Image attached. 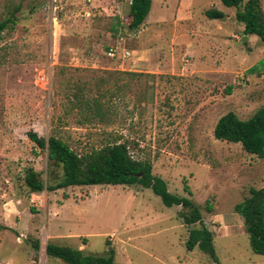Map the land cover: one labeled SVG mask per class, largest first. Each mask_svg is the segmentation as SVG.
<instances>
[{"label": "rangeland", "instance_id": "rangeland-1", "mask_svg": "<svg viewBox=\"0 0 264 264\" xmlns=\"http://www.w3.org/2000/svg\"><path fill=\"white\" fill-rule=\"evenodd\" d=\"M129 2L0 0V21L20 7L0 35V259L65 264L46 255L52 243L92 255L113 249L115 264H217L185 246L200 225L184 224L180 206L140 185L30 194L24 169L44 180L47 171L32 131L77 153L126 143L170 193L200 208L220 264H264L234 211L264 187V158L213 134L221 116L245 120L264 106L263 42L243 39L235 9L220 0H152L136 30ZM211 9L225 16L208 19ZM74 94L101 102V113Z\"/></svg>", "mask_w": 264, "mask_h": 264}, {"label": "trees", "instance_id": "trees-1", "mask_svg": "<svg viewBox=\"0 0 264 264\" xmlns=\"http://www.w3.org/2000/svg\"><path fill=\"white\" fill-rule=\"evenodd\" d=\"M226 8H234V18L244 26L243 39L254 35L264 44V10L263 0H220ZM152 0H130L128 28L138 29L147 18ZM0 21V35L16 24L14 12ZM208 19H222V11L211 9L205 12ZM78 106L100 114L102 103L90 100L83 95L74 94ZM214 137L220 141L240 144L242 149L258 158H264V106L260 107L248 119L242 120L232 112L219 118L214 128ZM28 139L40 151L47 153V171L45 180L40 173L29 167L24 169L23 181L30 194L43 191L54 192L60 189L77 186H133L140 185L150 189L158 196L166 207L180 206L178 213L186 225L199 224L200 227L190 231L186 241L187 250L197 247L217 263L212 233L204 226L200 208L187 197L170 193L163 179L155 177L151 172V163L134 159L126 143L112 142L102 148L77 153L60 137L50 135L46 140L30 131ZM187 190V187H185ZM189 193V192H188ZM250 196L234 207L235 213L243 219V226L248 235L250 249L257 255L264 256V187L251 188ZM211 211V207H208ZM35 250L38 244L32 245ZM46 255L65 264H115L114 250H107L106 255L84 254L83 251L67 246L48 243Z\"/></svg>", "mask_w": 264, "mask_h": 264}, {"label": "built area", "instance_id": "built-area-1", "mask_svg": "<svg viewBox=\"0 0 264 264\" xmlns=\"http://www.w3.org/2000/svg\"><path fill=\"white\" fill-rule=\"evenodd\" d=\"M116 51L117 49L116 48H111L109 51H108V55L110 57H114L115 54H116ZM123 53V57H128L131 55V52H128V51H124L122 52ZM46 253V252H45ZM0 264H8V262L0 259ZM37 264H45L41 259H39V261L37 262Z\"/></svg>", "mask_w": 264, "mask_h": 264}, {"label": "crops", "instance_id": "crops-1", "mask_svg": "<svg viewBox=\"0 0 264 264\" xmlns=\"http://www.w3.org/2000/svg\"><path fill=\"white\" fill-rule=\"evenodd\" d=\"M129 4H130V2H129ZM151 5H152V3H151ZM164 22V20H160V21H158V22H156V24H159V23H163Z\"/></svg>", "mask_w": 264, "mask_h": 264}]
</instances>
